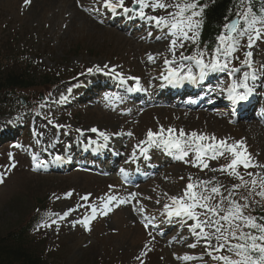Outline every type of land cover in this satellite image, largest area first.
Returning a JSON list of instances; mask_svg holds the SVG:
<instances>
[{
    "label": "rangeland",
    "instance_id": "374dc122",
    "mask_svg": "<svg viewBox=\"0 0 264 264\" xmlns=\"http://www.w3.org/2000/svg\"><path fill=\"white\" fill-rule=\"evenodd\" d=\"M166 2L171 3L172 0ZM126 5L131 7L132 0H126ZM97 8H100L99 0H0V49L8 52L11 60L16 56L19 65L24 60L29 61L42 74L46 72L54 77L50 88L44 92L39 91L41 87L23 92L21 96L25 97V104H19V110L10 115V119L0 116V128L4 124L21 126L16 140L0 145V172L4 173V182L0 183V235L19 228L32 218L33 221L37 219L32 229L33 237L39 241L38 249L43 250L44 257L53 264H221L212 255H233L235 258L227 247L222 252L209 255L203 240H198L187 227H182L177 218L173 217L172 223H168L164 209V205L171 202L170 196L183 194L191 177L193 182L212 181L209 188L222 185L221 191L225 196L227 190L235 191L233 198L241 203L244 202L241 198L248 196L249 208L245 212L257 217L256 210L264 207V199L254 193L250 195V186L233 189V185L241 181L226 171H212L229 163L231 157L228 154L219 159H209L206 169L179 159L169 162L161 166L154 177L136 185L123 182L118 174H102L69 162L70 166L63 171H52L53 158L66 147L79 148L80 143L101 147L106 142L98 132L89 131L93 127L109 135L108 140L121 137L126 145L122 166L134 163L142 166L162 156L161 149L150 148L147 153L150 159L145 160L136 147L146 140L149 129L155 132L160 126L184 129L186 133L215 134L217 139L231 138L230 143L243 139L254 161L264 165V123L235 118L231 108L226 107L229 101L215 104L213 112L205 114L169 105H151L138 110L137 106L129 107L104 97L105 94L121 95L123 100H127L122 90L136 87L137 82L132 77H139V84L149 89L167 74L164 60L172 59V52L169 51L170 37L153 24L141 19L144 28L132 36L105 23L102 17L108 10L100 8L97 13L94 11ZM170 11L171 8L146 9L148 15L154 16H167ZM241 18L245 29L236 38V50L228 57L230 68L252 71L257 63V70L262 71L264 21L255 25L256 30H261V37L249 49L248 35L255 38V31ZM147 24L152 26L148 29ZM235 34L239 32L232 33ZM198 50L200 47L194 46L193 42L185 41L183 48L176 49V56L178 58L181 53L193 55ZM214 50L208 54L204 52L206 61L215 54ZM247 51L253 52L252 68L241 64ZM149 54L155 57L154 62L148 59ZM183 63L192 65L194 62ZM97 65L104 71L87 72ZM112 69L115 72H111ZM116 73L124 79H117ZM225 77L220 80L217 91L222 96L227 92L221 90L227 88L232 80V77ZM91 79L96 83L95 94L100 93L98 80L106 82V88L98 96L100 103L95 98L89 102L78 100L86 92L82 86ZM259 83L261 88L254 96L259 97L262 104L264 77ZM221 95L219 97L223 98ZM46 139L51 140L52 150L60 146L62 151L55 154L47 149ZM93 140L97 143H91ZM17 144L20 147L14 146ZM134 152L136 159H133ZM9 153L13 156L9 157ZM33 156L37 157L36 161ZM193 158L190 153L187 159ZM13 161L16 167L10 168ZM39 161L47 162L48 166L36 169L35 164ZM248 172L264 175V168H240L245 180L251 179ZM68 192L72 193L70 197L65 196ZM132 193L137 194L134 199L131 198ZM86 194L91 195L84 201L81 197ZM106 194L128 197L130 202L119 207L113 202V211L106 216L98 211L96 219L90 223V231L83 223H75L91 215V205L102 209L100 197ZM218 199L211 203H217ZM224 206H227V201ZM140 208L144 211H139ZM69 209L75 211L64 216ZM146 223L150 225L147 228ZM212 242L217 243L215 239ZM237 242L231 240L233 244ZM192 243L197 247H189ZM184 255L196 259L185 261L179 258Z\"/></svg>",
    "mask_w": 264,
    "mask_h": 264
},
{
    "label": "snow or ice",
    "instance_id": "6c2138e0",
    "mask_svg": "<svg viewBox=\"0 0 264 264\" xmlns=\"http://www.w3.org/2000/svg\"><path fill=\"white\" fill-rule=\"evenodd\" d=\"M26 2H29V0H26ZM99 2L100 8L106 9L113 14H118L117 10L122 11L126 15L132 14L153 24L156 28L164 31L165 36L170 37L169 51L172 52V59L164 60L165 65L168 67L167 74L162 76L168 84L181 86L185 82H190L196 85L204 81L210 73L225 72L229 77H232V80L230 85L221 91L227 92V98L234 105L247 102L254 94L255 85L250 83V80L256 81L258 79L256 70L253 69L252 71H243L241 73L240 68H230L228 57L236 50V37L232 33L237 32V22L224 25L226 32L217 37L219 43L214 50L215 54L207 61L205 60L203 50H198L195 54L187 56L181 53L177 58L176 49L183 48L185 41L198 43L200 29L203 25L204 10L208 7L206 3L201 4L200 0H172L171 3L166 2V0H132V6L130 7L126 5V0H99ZM243 2L244 0H241V3ZM100 8L94 9V11L99 13ZM149 8L152 10H167L171 8L172 11L168 12L167 16H154L147 14L146 9ZM240 15L248 22L249 27L255 31V38L252 35H248V48L251 49L255 40L261 37V30H256L255 25L258 21L264 20V17L254 15L250 3L247 10L240 13ZM160 38L158 37V39ZM222 56L223 59L221 58ZM252 56V51L245 52V59L241 61V64L252 68ZM148 59L153 62L155 61V57L151 54H149ZM184 61H192L194 63L188 65L183 63ZM104 67L106 68L107 65ZM194 68L197 71H194ZM93 71L102 72L104 69L98 65L87 69L88 73H92ZM111 72H115V69H112ZM237 73H241V75L237 77ZM116 77L120 80L124 79L119 73H116ZM131 79L135 80L137 84L135 89H129V91H145L139 84V77H132ZM62 99L66 98L62 97ZM0 131H3V129H0ZM77 131L83 135L80 129H77ZM89 131L98 132L99 136L105 141L110 138L105 132L95 127ZM116 135H119V133ZM128 135H131V133H128ZM146 137L145 141H141L136 146L145 160L150 159L147 155L149 149L157 147L172 154L176 159L206 169L209 167L207 162L209 159H219L228 154L231 157L229 163L221 165L219 169H212V171H226L229 175L235 176L241 181V183L233 185V189L250 186V195L254 193L264 199V175L248 172L247 175L251 179L245 180L244 176L240 173L241 167L245 170L256 167L264 168V165L254 161L243 139L230 143L229 140L231 138L217 139L215 134L209 135L196 131L186 133L184 129L177 130L174 127L165 129L163 126H160L159 130L155 132L149 129ZM91 143L95 144L97 141L93 140ZM142 145H147V147ZM14 146L20 147L19 144ZM100 146L104 147L106 145ZM190 153L194 157L191 160L187 159ZM12 156L13 154L9 153V157ZM63 159V156L57 155L52 162L58 163ZM133 159H136L135 152L133 153ZM33 160L36 161L37 157L33 156ZM47 166L48 163L45 161H39L35 164L36 169L41 167L46 168ZM15 167L16 163L13 161L10 164V168ZM120 171L127 176L125 169L122 168ZM3 182L4 173L0 172V183ZM211 184L212 181L210 180H197L193 182L191 177H189V182L186 184L183 194L180 196H170L171 202L164 205L168 223H172L173 217L177 218V222L182 227H187L198 240H203L206 248L209 250V255H212L214 252H222L227 247L234 254L235 258H233V255H212V258L221 262V264H264V216L256 217L246 214L245 210L249 208L248 196L242 197L241 199L244 202L241 203L239 200L233 198L236 195L235 191L227 190V196H225L221 191L222 185H212L209 188ZM257 188L259 191H257ZM71 195V192L65 193L66 197H70ZM90 195L86 194L81 199L87 201ZM130 195L134 199L137 194L132 193ZM216 198H219L218 202L215 204L211 203ZM100 200L102 201V209L98 208L95 204L91 205V215L75 223H83L90 231V223L96 219L98 211L100 214L106 216L113 211L111 206L113 202L116 203L117 207L130 202L128 197L121 198L108 194L100 197ZM226 201L227 206L225 207ZM156 203H159V201L157 200ZM77 207H80V205H77ZM198 209H202L203 211H197ZM72 211H75V209H69L64 213V216L70 215ZM139 211L143 212L144 209L140 208ZM221 212H223V215H221ZM188 221H192V223H188ZM149 226L148 223L145 224L146 228ZM149 234L151 235V233ZM213 239L217 242L216 244H213ZM232 239L239 242L233 244L231 243ZM189 247L195 248L197 244L192 243ZM179 258L185 261L196 259V257L189 255Z\"/></svg>",
    "mask_w": 264,
    "mask_h": 264
},
{
    "label": "trees",
    "instance_id": "16d2710c",
    "mask_svg": "<svg viewBox=\"0 0 264 264\" xmlns=\"http://www.w3.org/2000/svg\"><path fill=\"white\" fill-rule=\"evenodd\" d=\"M200 3H206L208 7L204 10L196 45L207 50L217 47V37L225 33L224 25L247 10L249 3L254 15L264 17V0H244L243 3L241 0H200ZM241 28H245L243 23ZM7 53L0 49V115L15 112L20 102L18 96L26 90L39 87L41 92L48 90L54 78L50 73L42 74L29 61L24 60L19 65L16 56L11 60ZM256 214L257 217L264 216V207L257 209ZM35 221L32 218L19 228L0 235V264H53L44 257L43 250L38 249L39 241L32 233Z\"/></svg>",
    "mask_w": 264,
    "mask_h": 264
},
{
    "label": "bare ground",
    "instance_id": "6f19581e",
    "mask_svg": "<svg viewBox=\"0 0 264 264\" xmlns=\"http://www.w3.org/2000/svg\"><path fill=\"white\" fill-rule=\"evenodd\" d=\"M174 66H175V65H174ZM167 67H168V66H167ZM241 73H242V72H241ZM241 73H240L239 75H238V74H237V75L240 76ZM237 75H236V76H237ZM238 76H237V77H238ZM161 80H162V79H161ZM159 81H160V78H159ZM163 81H164V80H163ZM201 112H204L205 114H210L209 112L207 113V112H205V111H201ZM262 112H263V111H262ZM263 113H264V112H263ZM52 141H53V140H52ZM52 145H53V144L51 143V140H50V139H46V140H45V146H46L47 149H51V150H52ZM61 150H62V147L59 146V147L53 148L52 151L55 152V153H58V152L61 151Z\"/></svg>",
    "mask_w": 264,
    "mask_h": 264
},
{
    "label": "water",
    "instance_id": "95a60500",
    "mask_svg": "<svg viewBox=\"0 0 264 264\" xmlns=\"http://www.w3.org/2000/svg\"><path fill=\"white\" fill-rule=\"evenodd\" d=\"M238 19H239V18H235V19L232 20L230 23H232V22H237V23H238ZM21 101H22V103H24V101H25L24 98H21Z\"/></svg>",
    "mask_w": 264,
    "mask_h": 264
}]
</instances>
